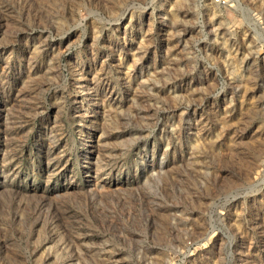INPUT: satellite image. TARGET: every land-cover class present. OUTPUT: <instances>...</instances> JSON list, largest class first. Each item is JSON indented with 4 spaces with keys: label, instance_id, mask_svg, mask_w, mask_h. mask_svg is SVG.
<instances>
[{
    "label": "rangeland",
    "instance_id": "obj_1",
    "mask_svg": "<svg viewBox=\"0 0 264 264\" xmlns=\"http://www.w3.org/2000/svg\"><path fill=\"white\" fill-rule=\"evenodd\" d=\"M0 0V264H264V0Z\"/></svg>",
    "mask_w": 264,
    "mask_h": 264
},
{
    "label": "built area",
    "instance_id": "obj_2",
    "mask_svg": "<svg viewBox=\"0 0 264 264\" xmlns=\"http://www.w3.org/2000/svg\"><path fill=\"white\" fill-rule=\"evenodd\" d=\"M228 0H211V3L218 7H225L228 5Z\"/></svg>",
    "mask_w": 264,
    "mask_h": 264
}]
</instances>
